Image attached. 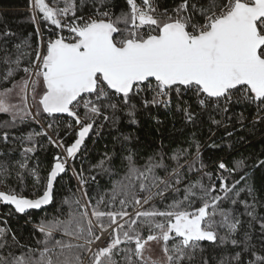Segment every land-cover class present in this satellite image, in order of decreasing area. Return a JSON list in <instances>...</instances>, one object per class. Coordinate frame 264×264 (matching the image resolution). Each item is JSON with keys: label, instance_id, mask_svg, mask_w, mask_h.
Here are the masks:
<instances>
[{"label": "snow or ice", "instance_id": "snow-or-ice-1", "mask_svg": "<svg viewBox=\"0 0 264 264\" xmlns=\"http://www.w3.org/2000/svg\"><path fill=\"white\" fill-rule=\"evenodd\" d=\"M117 6L116 0H31L37 41L18 38L9 48L8 38L15 33L0 32V63L6 66L0 83H11L0 90V113L10 114L13 124L26 118L36 122L54 118L35 135L63 150L54 155L50 171L42 178L29 167L28 154L36 149L33 135L27 136L30 146L23 147L16 179L24 184L31 176L42 192L29 199L11 188L0 191V203L12 206L16 213L53 203L58 177L94 128L115 127L125 117L136 123L141 107L172 108L173 94L176 109L188 123L198 115L184 100L188 95L195 97L214 124L231 120L237 105L254 108V125L264 123V0H172L170 5L167 0H123L118 13ZM19 73L23 75L17 80ZM14 92L19 103H12ZM213 113L222 119L216 120ZM60 117L70 118L69 129L73 124L79 129L70 146H65L56 127ZM236 119L243 123L244 112ZM126 150L122 145L121 151ZM195 150L191 161L186 159L187 150L174 153L171 159L176 167L171 171L163 157H150L139 168L129 151L124 157L126 179L139 180L138 190L136 185L117 181L110 192L93 197L85 187L88 180L82 172L77 174L79 197L65 199L66 213L42 219L36 226L42 234L36 243L42 247L23 244L11 229L0 226V264H85V258L87 264H192L205 251L201 242L238 249L223 255L217 264H245V254L255 257L247 264H264V255L254 250L252 235L248 231L241 235L243 222L235 214L239 204L244 208L241 215L250 218V228L251 221L258 219L255 177L245 171L231 184L222 175L216 177L218 184H205L204 177L209 181L213 177L203 172L200 179L181 188V158L193 170L199 161L198 143ZM112 159L105 153L95 165L97 174L110 173L106 165ZM261 166L264 160L253 167ZM158 168L165 170V178L156 175ZM203 168L201 162L197 171ZM218 168L231 175L243 171L246 164L238 160L228 168L220 162ZM4 175H10L9 169L0 165V176ZM241 193L246 198L241 199ZM157 200L160 206L153 203ZM225 202L232 207L225 208ZM258 222L264 247V217ZM56 233L69 239H56ZM154 246L163 253L161 260H152ZM201 264L209 260L201 257Z\"/></svg>", "mask_w": 264, "mask_h": 264}, {"label": "trees", "instance_id": "trees-1", "mask_svg": "<svg viewBox=\"0 0 264 264\" xmlns=\"http://www.w3.org/2000/svg\"><path fill=\"white\" fill-rule=\"evenodd\" d=\"M51 3V0H47ZM170 5L172 0H167ZM118 5L115 11H120V5L123 0H116ZM31 0H0V32L5 30L15 33L14 36L9 37L8 47L11 48L13 43H18V38L28 37L33 43L37 41L35 35L36 26L32 22ZM47 34V30L43 29ZM31 34V35H30ZM3 52L0 51V56ZM6 66L0 63V79H2ZM23 73H19L15 79H19ZM5 87H11L10 82L0 83V90ZM189 104L192 105V111L196 112L197 118L193 123H188L182 111H178L175 107V94H173V107L164 108L163 106L156 108H139L136 114V123H130L128 118H123L115 127L105 125L97 138H90L85 143L81 153L76 161L72 164V170L69 169L66 174L59 178L54 191V202L51 206L41 210L32 211L26 215L15 212V209L0 204V226L11 229L18 239L23 244L32 247L40 248L42 245L36 243L37 240L42 239V234L39 233L37 225L42 219L51 218L52 216H61L67 212V205L63 203L68 198H78L79 193L76 192L78 184V175L82 172L88 183L85 185L90 196L96 197L103 192H110L112 186L117 181H123L126 184L138 185L140 183L135 177L131 180L126 179L127 162L124 157L128 152L134 153V159L137 167L143 168L148 163L150 157L159 159L163 157V162L167 166L168 171L176 167V161L171 159L174 153L180 150H187V160L191 161L195 154V144L200 145L199 161L196 163L193 170L189 171L187 164L184 163L185 157L181 158V164L184 167L179 171L183 174V184L181 188L190 181H195L201 178L203 172H210L212 174V181L207 177L203 178L205 184L219 183L217 176H224L227 178L229 184L235 179H239L245 171L255 177L256 195L258 202L256 203L257 220L251 221V228L249 227L250 218L247 215H241L244 212L242 205H236L239 210L235 214L240 216L242 220V230L248 231L253 237V243L256 245L255 251L258 255H264V247H261L259 238L260 225L259 218L264 217V166L254 168L253 166L259 161L264 160V123L253 124L252 117L255 115L254 108L245 109L243 106L237 105L233 109L235 116L231 120L224 119L223 124H214L209 118L207 112H201L199 106L195 102V97L191 95L185 96ZM32 103V101H31ZM35 111V108H33ZM244 112L246 119L243 123L237 121L236 117L241 112ZM216 120H221L220 114L213 113ZM232 116L233 113L228 114ZM53 119L46 117L40 122H36L31 118H26L23 121L17 120L13 124L12 116L5 113H0V165H7L10 175L0 176V191H7L9 188L15 190L20 195L26 198L35 199L38 194L42 192V187L35 184L31 176L27 177L24 184H21L16 179V171H18L16 164L23 159L22 150L25 146H30L27 141L29 134L33 135L32 144L35 146L34 154H28L30 159L28 164L30 168H35L39 175L46 177L52 164L53 157L56 154H62L59 148H56L48 143L44 136H37L35 133L42 132L46 128L47 123ZM66 121L70 118L60 117L59 124L56 127L59 130L60 137L63 138L65 146H70L76 138L78 132L73 128L69 129L66 126ZM45 128V129H44ZM228 132L232 135L229 136ZM7 134V141L4 136ZM51 135V130H49ZM124 136H131L130 141H124ZM117 138L120 142H117ZM215 144V147L210 145ZM122 145L127 146L126 151H121ZM105 153L113 157L112 162L106 167L111 169L110 173L97 174L95 165L104 158ZM244 160L246 168L243 171L232 173L220 170L218 164L225 163L228 168L234 167V162ZM203 163V171H197L200 163ZM156 175L165 178L167 173L163 168L155 170ZM75 173V174H74ZM95 175L96 181H91L90 177ZM244 182H241L242 186ZM182 196L183 193L181 192ZM246 193H241V199L246 198ZM95 202L94 200L92 201ZM170 202V201H168ZM249 203L253 201L249 198ZM153 203L160 206V202L153 201ZM225 208L232 207L228 203H224ZM117 207L119 205L117 204ZM148 207V206H145ZM132 211L131 208L128 209ZM222 234V233H221ZM56 239L68 240V237H62V234H54ZM77 242V241H73ZM82 243V241H79ZM205 251L198 253L195 261L192 264H201V257L209 260V264H217L219 259L225 254H234L238 249H233L231 245L215 247L209 242H201ZM249 257L245 254L244 260L247 264ZM87 264V258H85Z\"/></svg>", "mask_w": 264, "mask_h": 264}, {"label": "rangeland", "instance_id": "rangeland-1", "mask_svg": "<svg viewBox=\"0 0 264 264\" xmlns=\"http://www.w3.org/2000/svg\"><path fill=\"white\" fill-rule=\"evenodd\" d=\"M12 103H19V101L16 98L15 92L12 94ZM29 103H31V97H29ZM50 121H52V119H50ZM44 127L46 128V126H44ZM60 150L62 151V154H63V150L62 149H60ZM69 169L72 170V165L69 167ZM150 255H151L152 260H161L163 257V253L159 250V247H157V246H154V251Z\"/></svg>", "mask_w": 264, "mask_h": 264}, {"label": "water", "instance_id": "water-1", "mask_svg": "<svg viewBox=\"0 0 264 264\" xmlns=\"http://www.w3.org/2000/svg\"><path fill=\"white\" fill-rule=\"evenodd\" d=\"M66 118H67V117H66ZM90 134H91V133H90ZM90 134H89V136L86 138L85 143H86L87 140L89 139ZM83 147H84V146H83ZM83 147H82V149H83ZM82 149H81V151H82ZM81 151H80L79 153H77V156L75 157V159H73V160H69L71 164H73V163L76 161V159H77V157L79 156V154L81 153ZM68 169H69V166H67V171H68ZM67 171H66V172H67ZM66 172L63 173V174H61L60 177H62L64 174H66ZM60 177H58V180H59ZM58 180H57V182H58ZM57 182H56V184H57ZM56 184H55V186H56ZM55 186H54V191H55ZM29 199H30V198H29ZM53 202H54V201H53ZM0 204H3V203H0ZM52 204H53V203H52ZM52 204L47 205V206H43L41 209H30V210H27V211H26L24 214H22V215H26V214H28V213H30V212H32V211H41V210H43V209H45V208L51 206ZM3 205H4V204H3ZM5 206H8V207L13 208L12 206H9V205H5ZM13 209H14V208H13Z\"/></svg>", "mask_w": 264, "mask_h": 264}, {"label": "built area", "instance_id": "built-area-1", "mask_svg": "<svg viewBox=\"0 0 264 264\" xmlns=\"http://www.w3.org/2000/svg\"><path fill=\"white\" fill-rule=\"evenodd\" d=\"M47 35H48V33L45 34V36H47ZM75 129H76L77 131L79 130L77 126L75 127ZM102 129H103V128H99V129L94 128L93 131H92L91 134H90V138H94V139L97 138V137L100 135ZM71 165H72V164H71L70 161H69L68 166L70 167Z\"/></svg>", "mask_w": 264, "mask_h": 264}]
</instances>
